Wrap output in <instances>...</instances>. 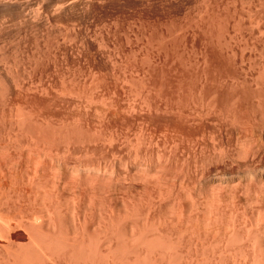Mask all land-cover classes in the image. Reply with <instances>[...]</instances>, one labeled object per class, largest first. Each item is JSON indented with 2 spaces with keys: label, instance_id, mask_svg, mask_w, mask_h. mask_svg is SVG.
I'll use <instances>...</instances> for the list:
<instances>
[{
  "label": "bare ground",
  "instance_id": "bare-ground-1",
  "mask_svg": "<svg viewBox=\"0 0 264 264\" xmlns=\"http://www.w3.org/2000/svg\"><path fill=\"white\" fill-rule=\"evenodd\" d=\"M71 1L66 4L70 6L75 0ZM38 2L40 0H0V9L10 6L14 8L12 11L21 9L17 11L18 15L22 13L19 20L29 27L58 22L52 18L55 13L51 12L47 17L45 10L42 13L31 8ZM56 4L52 8L59 6ZM79 4L85 8L89 1ZM89 40H84L87 60L93 47V41ZM160 48H151L158 59ZM163 54H166L165 59L169 55L165 51ZM171 57L168 58L171 60ZM36 58L33 67L28 66V74L0 80V116L3 118L0 120V240L6 242L0 247V264H264V202L257 205L261 206L257 210L252 207L259 197L251 193V184L242 181L238 195L231 194L229 184L222 192V177L214 175L213 179H208L204 171L198 174L196 169L191 170L190 165L195 168L197 160H202L203 150L207 147L205 141H154L152 137L151 130L163 126L166 130L179 131L190 122L198 121L204 114L201 111H208L202 107L205 99L198 102L189 98L184 103L177 102L184 81L172 80L178 77L170 71L175 64L173 61L167 62H170L169 69L163 66L168 58L162 63L163 68L166 67L164 77L171 74L169 79L162 77L158 82H141L146 78L140 72L143 79L140 76H137L140 80L136 79L141 82L140 86H128L129 93L122 97L117 83L122 87L124 82L133 80L131 72L128 75L124 71L118 72L120 77H116L114 84L102 82L101 85L88 71L82 80L74 78V74L48 77L46 68L37 71L44 58L39 55ZM46 61L48 63L47 58ZM12 68L17 67L13 65ZM142 68L140 71H144ZM168 72L171 73L167 76ZM172 75L176 77L172 78ZM213 84L216 91L221 85L227 87L228 81L221 79ZM99 87L102 89L97 92ZM109 126H124L126 131L134 129V140L82 141L85 135L94 133L95 128ZM214 142H211L212 147ZM255 142L250 148L245 144L237 145L242 146L240 152L252 151L253 155L262 146ZM69 157L83 161L78 166L73 165L72 172L70 170L72 174L76 172L75 175L81 172L79 178L65 181L67 185L64 186L70 189L68 196L55 182L52 186L42 184L37 174L46 168V160H55L59 167L60 162ZM32 158L36 160L32 167L25 166L27 163L25 167L21 165L24 161L29 162L27 159L33 163ZM69 168L63 164L58 169L68 173ZM29 173L34 175L31 177ZM22 234L29 242L14 245L12 236Z\"/></svg>",
  "mask_w": 264,
  "mask_h": 264
},
{
  "label": "rangeland",
  "instance_id": "rangeland-1",
  "mask_svg": "<svg viewBox=\"0 0 264 264\" xmlns=\"http://www.w3.org/2000/svg\"><path fill=\"white\" fill-rule=\"evenodd\" d=\"M54 1L55 0H49L51 3L48 1H44L43 3V1L40 0L38 4L31 7L32 9L40 10V12L42 11V13H44L45 10L44 14L47 15V17L51 16V12L52 14L55 13L52 15V18L54 21L57 20L58 22H50L51 24H46L47 26L44 27H29L22 20L20 21L19 18L22 19V13L20 12L21 14L19 13L18 15L17 11H20L21 9L16 8L12 11V9H14L13 6H10L9 9L8 7H5L4 10L0 9V80L5 81L7 79L6 77L22 75V73L25 75L28 74L27 71L33 67V60L38 55L39 57L44 58V62L42 66H37V71L46 68L48 77L63 75L71 77V75L74 74V78L82 80L84 77L86 78L89 73V75H93L95 81H98L97 83L100 82L102 85L105 82L114 84L116 77L120 75L118 72L123 73L124 71L125 75H128L129 72H131L133 80L135 79V81L128 80L127 82L125 80V85H122L123 89L120 83H117L122 97L129 93L128 86L130 85L135 84L133 87L138 88L142 81L158 82L162 77L163 79H169L168 77H171V74L174 75V73H176L178 77L173 78L176 76L172 75L173 79H170H180L181 81H184V84H182L184 87L182 85L180 86L182 89L180 88V96L177 95L179 97L177 99L179 101L177 102L182 103L183 101L186 102L190 99H197V101L200 99L201 101H199L202 102V100L205 99L202 102V107L205 106L203 109L206 108L208 111L202 109L203 111L201 112H204V116L202 115L196 122H190L182 130L170 131L164 129L163 126L156 128L155 131L151 130L150 132H152L154 141H205L207 147L203 150L204 154L202 160L201 162L200 160H197V166L195 168L190 165L191 170L194 171V169H196V173L204 171L203 173L208 179L214 175H218L219 178L222 177L221 191L223 192L229 184L228 190H230L232 195H238L240 193L239 185L245 180L249 185L251 184V193L254 195L256 194L255 196H257V198L259 197L258 199L261 200H258V204V201L255 203L253 202L252 205V207L254 206V209H259L261 206L258 207L257 205H261L264 202V0H85L89 1V6L85 8L79 4L84 0H72L74 3L69 0L72 2L70 6H68L69 4H66L69 3L67 0L66 2L63 0V4L59 0H57V2ZM52 3H60L55 5H59L56 9L53 7L56 10L55 12H53L54 9L52 6L54 5ZM61 4H66V6H62ZM51 8L53 11H50L52 10ZM254 8H257V10ZM48 11L50 13H48ZM15 13H17L18 17ZM56 13L58 15H56ZM11 16H13L12 21ZM16 17L18 19H16ZM52 23L54 24L52 25ZM181 35H184L182 42L180 41ZM84 40L93 41V49L90 48L91 55L89 60L84 56V53L87 51V49H85L86 44L84 43ZM97 41L98 43H96ZM154 46L161 47V56L159 55V59L158 57L156 58V53H154L155 50L151 49L154 48ZM175 49L177 50L175 51ZM164 51L167 55L169 54L173 58L171 57L170 60L168 55L165 59L164 55L166 54H163ZM163 56L164 58L162 61ZM148 57L150 60H148ZM164 59L167 60L165 63H163L165 61ZM168 61H173L172 63L175 64H172L173 67L171 65L173 69L170 68V71L172 73L170 72V74L168 72L167 76L168 74L170 75L168 77L165 75L164 77V74L166 73L165 68L168 67L167 65H170V62L167 63ZM49 62H51V64ZM195 62L200 64L198 65ZM52 63L54 64L53 67ZM162 63L166 65H163ZM13 65L14 67H17L15 70L12 68ZM162 65L166 67L163 68ZM46 66L49 67L47 68ZM160 66H162L163 70ZM88 67L90 68V71L87 69ZM142 67H144V69ZM146 67L147 70L145 69ZM175 67L176 69H174ZM141 68L144 71H140ZM152 70L154 71L153 73ZM140 72L145 76L143 78H146V80L141 77L142 75L139 74ZM143 72H146L145 75ZM137 76H140V79L143 80H140ZM136 79H139L141 82L136 81ZM221 79L222 81H228L227 87L226 85H221L215 91L213 83L219 80L221 81ZM211 80L213 83L210 82ZM237 82L238 84H236ZM239 83L242 84L240 85ZM136 85H138V87ZM100 88L102 89V87H99V91L97 92H100ZM193 91L196 93H193ZM125 93L127 94L125 95ZM201 95L203 97L202 99ZM177 96H175V99ZM259 100L261 101L260 104H258ZM205 102L206 104L208 102L209 105H207L212 109H210ZM2 119L3 118L1 117L0 120L2 121ZM95 129L94 131L92 130L94 133L91 132V134H87L88 137L85 135L86 139L84 138L82 141L134 140V129H132L133 131L129 129V131H126L124 126L121 128L110 126L97 127ZM126 134H128L127 137ZM197 136L198 138L195 139ZM212 141H215L213 145L214 148L212 147ZM255 141L262 143V146L256 154L253 153L252 155V151H248V153L240 152L242 144H245L244 146L246 147L248 145V148H250ZM248 142L249 144H247ZM251 143L252 145H250ZM255 145H257V143ZM220 149L223 151L220 152ZM236 150L239 154H237ZM218 151L219 153H217ZM207 153L209 154L207 155ZM235 154L237 155V158ZM250 157L251 159H249ZM80 160L83 161L82 159ZM26 161L29 162L24 161L21 165L23 167L28 166L29 168L32 167L36 160L33 159V163L31 162V159H27ZM78 161L77 157H69L68 159L66 158L65 161H61L60 163H62V165L60 164L61 166L59 165L58 167L55 160H46V163L44 162L46 168L44 167V170L38 172L39 175L37 174V176L40 177L39 179L42 184L48 183V186H52V183L55 182L56 185H60V187L65 189V194L68 195L70 189H66L68 187L64 186L67 185L65 184V181L70 178L75 179V177L78 179L81 175V172H78L77 175H75L76 172L75 174L73 172L74 175L71 173L73 165L75 167V164L78 166V163H81V161ZM63 164L68 166V168L70 167L68 173L67 171L65 172L58 169L60 167L62 168ZM197 167H201L199 168L200 170ZM69 172L72 177L69 175ZM32 175L34 174H31L30 176L32 177ZM205 180L207 179H204V181ZM22 235L12 236L14 245H26L29 242L27 236ZM0 244V247H3L4 244L6 245V242L0 240Z\"/></svg>",
  "mask_w": 264,
  "mask_h": 264
}]
</instances>
